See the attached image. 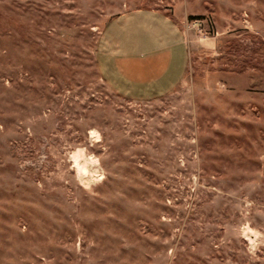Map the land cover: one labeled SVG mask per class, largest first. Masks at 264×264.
<instances>
[{"label": "rangeland", "instance_id": "374dc122", "mask_svg": "<svg viewBox=\"0 0 264 264\" xmlns=\"http://www.w3.org/2000/svg\"><path fill=\"white\" fill-rule=\"evenodd\" d=\"M136 10L187 32L168 93L103 74ZM0 264H264V0H0Z\"/></svg>", "mask_w": 264, "mask_h": 264}, {"label": "crops", "instance_id": "0c3cea01", "mask_svg": "<svg viewBox=\"0 0 264 264\" xmlns=\"http://www.w3.org/2000/svg\"><path fill=\"white\" fill-rule=\"evenodd\" d=\"M187 32L170 16L136 10L105 29L100 53L103 74L119 93L141 98L172 91L189 60Z\"/></svg>", "mask_w": 264, "mask_h": 264}]
</instances>
